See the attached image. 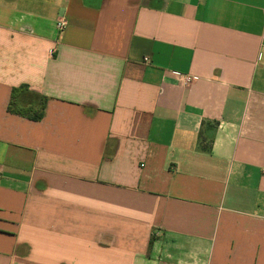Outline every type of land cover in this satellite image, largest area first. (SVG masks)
<instances>
[{"label": "crops", "instance_id": "obj_1", "mask_svg": "<svg viewBox=\"0 0 264 264\" xmlns=\"http://www.w3.org/2000/svg\"><path fill=\"white\" fill-rule=\"evenodd\" d=\"M0 264H264V0H0Z\"/></svg>", "mask_w": 264, "mask_h": 264}, {"label": "trees", "instance_id": "obj_2", "mask_svg": "<svg viewBox=\"0 0 264 264\" xmlns=\"http://www.w3.org/2000/svg\"><path fill=\"white\" fill-rule=\"evenodd\" d=\"M26 87L25 86H21L17 89H13L12 90V94H11V99L9 102V106H8V110L10 112H13L14 114L29 118L31 120H40L43 116V110L45 107V100L42 99V103L40 104V108L39 110H36L35 112H33L30 108H21V107H17L14 100L16 99L17 95L22 92L23 90H25ZM204 151H208L209 150V146H204L203 147Z\"/></svg>", "mask_w": 264, "mask_h": 264}, {"label": "built area", "instance_id": "obj_3", "mask_svg": "<svg viewBox=\"0 0 264 264\" xmlns=\"http://www.w3.org/2000/svg\"><path fill=\"white\" fill-rule=\"evenodd\" d=\"M65 25H66V22H65L64 20H60V21H58V23H57V27H58L59 30L63 29ZM144 60L146 61L147 59H144ZM181 78H182V77H181ZM182 81H183L185 84H188V83L191 82V78L188 77V76H186V77H183Z\"/></svg>", "mask_w": 264, "mask_h": 264}]
</instances>
